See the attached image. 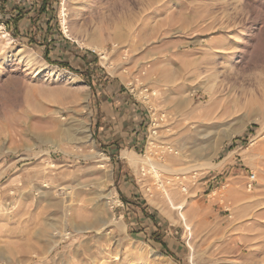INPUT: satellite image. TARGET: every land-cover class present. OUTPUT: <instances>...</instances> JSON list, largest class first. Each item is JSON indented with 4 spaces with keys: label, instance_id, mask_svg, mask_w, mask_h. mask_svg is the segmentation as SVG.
Listing matches in <instances>:
<instances>
[{
    "label": "rangeland",
    "instance_id": "rangeland-1",
    "mask_svg": "<svg viewBox=\"0 0 264 264\" xmlns=\"http://www.w3.org/2000/svg\"><path fill=\"white\" fill-rule=\"evenodd\" d=\"M53 15L31 43L28 22L19 37L0 22V264H264V0H59ZM43 43L76 70L107 50L87 55L93 85ZM130 82L139 119L101 130L110 85L131 96ZM125 150L194 167L162 186ZM134 202L163 218L179 260Z\"/></svg>",
    "mask_w": 264,
    "mask_h": 264
},
{
    "label": "trees",
    "instance_id": "trees-1",
    "mask_svg": "<svg viewBox=\"0 0 264 264\" xmlns=\"http://www.w3.org/2000/svg\"><path fill=\"white\" fill-rule=\"evenodd\" d=\"M59 0H32L31 5L26 7H21L20 5H16L12 3V0H0V13H2L4 16L3 18H0V22L5 23L8 27L11 34L15 37H19V29L21 28V24L23 22H28L30 27L33 25H36L35 23L37 20H46V29L45 31H41L44 33V35L51 33V29L53 27V22L55 19L54 14V4L58 3ZM5 18V19H4ZM30 31V33H27L29 43H31V39L34 40V34L32 33V27L31 29H27ZM44 44V43H43ZM43 47L45 48L44 57L49 61L50 64L59 65L60 67H63L65 69H68L70 71L76 72L79 74L85 81H87L89 84L93 85V75L95 74V71L97 70V66H92L90 63V66L87 65L89 55H92L89 52H85V54H79V58L77 59V63L80 62V64L84 67V69H73L68 61L64 60H53L49 57L50 45L44 44ZM89 57H88V56ZM104 78L106 80L109 79L108 75H105ZM112 88L116 91L115 85H110ZM124 87H120L119 92H123ZM100 127L101 125H97ZM124 200L127 199L123 197ZM136 210H140L142 213V217L144 219H147L149 221L148 228L150 232L147 234L149 235L150 241L154 242L155 244H160L161 248L172 258L175 260H179L169 249L168 243L165 241V235L163 234L165 231V226L162 224L163 218L158 215V213L154 210H152L149 206H144V204L134 202Z\"/></svg>",
    "mask_w": 264,
    "mask_h": 264
},
{
    "label": "bare ground",
    "instance_id": "bare-ground-1",
    "mask_svg": "<svg viewBox=\"0 0 264 264\" xmlns=\"http://www.w3.org/2000/svg\"><path fill=\"white\" fill-rule=\"evenodd\" d=\"M6 36H9L10 38L9 39H12L11 38V36L9 35V33H7L6 32ZM96 48V47H95ZM96 49H98V50H100V51H102V53H104L105 52V50H102V48L101 49H99V48H96ZM36 55H37V53L36 52H29L25 57L27 58V61H28V64L30 63V62H34V59L36 58ZM40 65H42V66H45V67H51L46 61H43L42 62V64H40ZM52 69V73H51V75L53 74L54 75V77H56V76H58V78L62 75V73H63V75L64 76H67V77H69V79H71L74 83H76V79L77 78H75L74 77V75L71 73V72H68V71H61V72H58V70H56V72H54L55 71V69H58V68H56V67H53V68H51ZM68 79V78H67ZM154 94L156 95V93L154 92ZM237 132V131H236ZM221 134V136L220 137H218L216 140L217 141H214L215 142V144H212L211 145V148H214V146L219 142V143H221V141L223 140V139H225V138H228V137H231L232 135H234L235 134V132H230V133H227V132H225V133H220ZM212 140V139H211ZM210 144H211V142H210ZM148 152V151H147ZM198 153H201L200 151L198 152ZM123 155L126 157V159H128V161L130 162V164L135 168V169H138L141 165H143L144 166V164L146 165V166H148L149 167V170L148 171H150V172H152V173H154L155 174V176L157 177V179L159 180V182L162 184V186H165V183L164 182H166L167 183V185L168 184H172V185H175L176 184V179H173V178H170V179H168L167 181H163L162 180V178H161V174H162V172H166V173H170V174H177V173H183L184 171H189V170H193V165H192V163H191V165L193 166H191V165H189V166H187L186 164V166L185 167H182L181 165L179 166V165H177L176 164V162H174L173 160L172 161H170V162H166V163H159V162H157V161H155L154 159H149V158H142V156L141 155H139V154H137V153H135V152H131V151H128V150H125L124 151V153H123ZM147 155V154H146ZM144 157V156H143ZM178 158H180V157H178ZM182 159V158H181ZM184 161V160H183ZM187 161V160H186ZM185 161V162H186ZM184 162V163H185ZM188 163H189V161H187ZM188 173V172H187ZM172 176V175H171ZM177 179H180V177H177ZM183 190L184 191H186L187 192V187H183ZM109 196H110V194H109ZM108 195L106 196V198L107 197H109ZM71 205V204H70ZM108 227V226H107ZM85 230V229H84ZM58 232V231H57ZM54 235V234H53ZM62 235V234H61ZM59 238V237H58ZM56 245H54L53 247H55ZM52 247V248H53Z\"/></svg>",
    "mask_w": 264,
    "mask_h": 264
},
{
    "label": "crops",
    "instance_id": "crops-1",
    "mask_svg": "<svg viewBox=\"0 0 264 264\" xmlns=\"http://www.w3.org/2000/svg\"><path fill=\"white\" fill-rule=\"evenodd\" d=\"M118 91V93H117ZM116 96L113 99H105L102 102L101 111H102V120L100 123V129H104L103 124H112L115 128H123L124 130L132 129L130 124L137 122L139 119V115L141 114L140 110L141 105L139 103L134 102L133 97L126 96L119 92V89H116ZM108 98V97H107ZM128 112V113H127ZM127 115V118L125 115ZM129 123V125H126ZM128 133V132H127ZM132 144H138L137 140L134 138L129 139ZM105 145H109V142H102ZM211 180H216L212 178Z\"/></svg>",
    "mask_w": 264,
    "mask_h": 264
},
{
    "label": "built area",
    "instance_id": "built-area-1",
    "mask_svg": "<svg viewBox=\"0 0 264 264\" xmlns=\"http://www.w3.org/2000/svg\"><path fill=\"white\" fill-rule=\"evenodd\" d=\"M89 51V53H91L92 55H97L98 57H101V58H106V54H107V50H105L104 53H102V51L96 49V48H92V49H87ZM127 88V91L130 93L131 96H133V99L136 101V102H139V100L137 99L136 97V86L133 84V82H130L128 86H126ZM148 92V88H145L143 89V93H146ZM152 95H155L154 92L152 93ZM143 98L144 99H147L148 98V95L147 94H144L143 95ZM156 131L154 130L153 131V134H155ZM256 180V174L251 172L250 174V181L251 183L254 182ZM251 185V184H250Z\"/></svg>",
    "mask_w": 264,
    "mask_h": 264
}]
</instances>
